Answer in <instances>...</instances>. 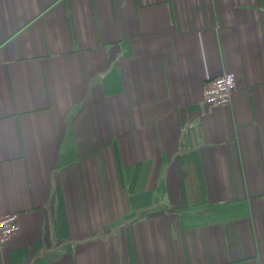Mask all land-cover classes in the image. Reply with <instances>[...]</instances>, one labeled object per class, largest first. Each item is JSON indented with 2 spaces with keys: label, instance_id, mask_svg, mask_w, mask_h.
<instances>
[{
  "label": "crops",
  "instance_id": "crops-1",
  "mask_svg": "<svg viewBox=\"0 0 264 264\" xmlns=\"http://www.w3.org/2000/svg\"><path fill=\"white\" fill-rule=\"evenodd\" d=\"M10 213L0 264H264V0H0Z\"/></svg>",
  "mask_w": 264,
  "mask_h": 264
},
{
  "label": "built area",
  "instance_id": "built-area-1",
  "mask_svg": "<svg viewBox=\"0 0 264 264\" xmlns=\"http://www.w3.org/2000/svg\"><path fill=\"white\" fill-rule=\"evenodd\" d=\"M237 87L235 74L224 72L214 77L204 87V104L208 107L227 105ZM21 228L19 215L10 213L0 216V246L6 244Z\"/></svg>",
  "mask_w": 264,
  "mask_h": 264
}]
</instances>
